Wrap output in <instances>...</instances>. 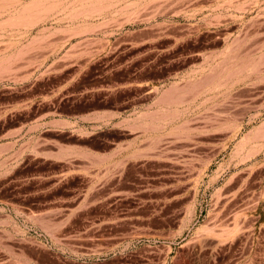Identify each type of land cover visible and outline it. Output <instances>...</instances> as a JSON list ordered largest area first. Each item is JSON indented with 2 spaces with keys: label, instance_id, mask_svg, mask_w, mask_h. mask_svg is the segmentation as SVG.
Wrapping results in <instances>:
<instances>
[{
  "label": "rangeland",
  "instance_id": "374dc122",
  "mask_svg": "<svg viewBox=\"0 0 264 264\" xmlns=\"http://www.w3.org/2000/svg\"><path fill=\"white\" fill-rule=\"evenodd\" d=\"M0 264H264V0H0Z\"/></svg>",
  "mask_w": 264,
  "mask_h": 264
}]
</instances>
